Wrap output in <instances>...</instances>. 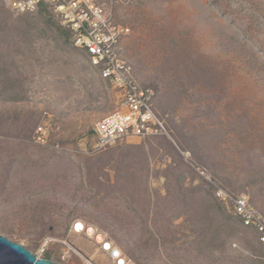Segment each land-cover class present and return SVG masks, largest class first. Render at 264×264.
Listing matches in <instances>:
<instances>
[{
  "label": "rangeland",
  "instance_id": "obj_1",
  "mask_svg": "<svg viewBox=\"0 0 264 264\" xmlns=\"http://www.w3.org/2000/svg\"><path fill=\"white\" fill-rule=\"evenodd\" d=\"M105 2L131 29L123 56L155 90L171 138L79 151L118 96L49 8L0 0V234L35 251L80 218L136 264H264L255 230L212 184L264 216V0ZM47 121L58 130L46 148L34 138Z\"/></svg>",
  "mask_w": 264,
  "mask_h": 264
},
{
  "label": "built area",
  "instance_id": "obj_2",
  "mask_svg": "<svg viewBox=\"0 0 264 264\" xmlns=\"http://www.w3.org/2000/svg\"><path fill=\"white\" fill-rule=\"evenodd\" d=\"M42 6L52 11L59 25L68 32L71 44L81 51L96 76L119 98L117 108L92 123L91 141L79 144V151L94 153L132 138L170 139L165 116L155 106V90L136 77L132 65L123 56L122 43L131 29L116 20L113 3L105 0H9V7L20 13L33 12ZM57 130L52 121L40 124L34 141L48 144V136ZM53 146L59 148L58 144ZM206 179L212 183L208 177ZM212 184L217 199L230 204L232 214L243 226L254 229L258 242L264 245V216L259 209L245 195H231L223 187ZM67 229L62 235L65 237L45 236L33 251L36 256L46 258V254L53 252L49 244L58 243L63 249L59 257L69 261L68 264H136L114 238L84 220H73ZM99 233L101 238H98ZM71 235L83 240L89 251L78 248Z\"/></svg>",
  "mask_w": 264,
  "mask_h": 264
},
{
  "label": "water",
  "instance_id": "obj_3",
  "mask_svg": "<svg viewBox=\"0 0 264 264\" xmlns=\"http://www.w3.org/2000/svg\"><path fill=\"white\" fill-rule=\"evenodd\" d=\"M0 264H60L48 258L36 256L23 243L0 234Z\"/></svg>",
  "mask_w": 264,
  "mask_h": 264
},
{
  "label": "crops",
  "instance_id": "obj_4",
  "mask_svg": "<svg viewBox=\"0 0 264 264\" xmlns=\"http://www.w3.org/2000/svg\"><path fill=\"white\" fill-rule=\"evenodd\" d=\"M132 139H136V138H132ZM153 139H155V138H153ZM148 140H151V139H148ZM127 141H129V139L128 140H126V141H122V142H120V143H123L124 142V144H127V143H125V142H127ZM35 145H38V146H41V147H49L48 145H43V144H39V143H34ZM117 144H119V143H117ZM116 145V144H115ZM114 146V145H113ZM108 148H110V147H108ZM108 148H106V149H108ZM105 150V149H104ZM0 182H1V184L3 183V181H2V179H0ZM3 191V190H2ZM75 219H77V218H73L72 220H75ZM71 220V221H72ZM108 233V232H107ZM110 235V234H109ZM120 245V244H119ZM121 246V245H120ZM122 247V246H121ZM123 249H124V247H122ZM125 250V249H124Z\"/></svg>",
  "mask_w": 264,
  "mask_h": 264
},
{
  "label": "trees",
  "instance_id": "obj_5",
  "mask_svg": "<svg viewBox=\"0 0 264 264\" xmlns=\"http://www.w3.org/2000/svg\"><path fill=\"white\" fill-rule=\"evenodd\" d=\"M45 6H42L41 8H44ZM62 32H64V33H66L67 35H68V32L64 29V30H62ZM68 37H69V35H68ZM233 215V214H232ZM234 216V215H233ZM234 217H236V216H234ZM236 219H238V221L240 222V219L238 218V217H236ZM241 223V222H240ZM242 225V224H241ZM243 226V225H242ZM245 227V226H244ZM248 228V227H247ZM46 258H48V259H51V256H46Z\"/></svg>",
  "mask_w": 264,
  "mask_h": 264
},
{
  "label": "bare ground",
  "instance_id": "obj_6",
  "mask_svg": "<svg viewBox=\"0 0 264 264\" xmlns=\"http://www.w3.org/2000/svg\"><path fill=\"white\" fill-rule=\"evenodd\" d=\"M93 226V225H92ZM95 227V226H94ZM91 230V229H90ZM102 237V235H101V233H99V235H98V238H101Z\"/></svg>",
  "mask_w": 264,
  "mask_h": 264
},
{
  "label": "clouds",
  "instance_id": "obj_7",
  "mask_svg": "<svg viewBox=\"0 0 264 264\" xmlns=\"http://www.w3.org/2000/svg\"><path fill=\"white\" fill-rule=\"evenodd\" d=\"M32 251V250H31ZM33 252V251H32ZM34 253V252H33ZM35 254V253H34ZM36 255V254H35ZM52 260V259H51Z\"/></svg>",
  "mask_w": 264,
  "mask_h": 264
},
{
  "label": "flooded vegetation",
  "instance_id": "obj_8",
  "mask_svg": "<svg viewBox=\"0 0 264 264\" xmlns=\"http://www.w3.org/2000/svg\"><path fill=\"white\" fill-rule=\"evenodd\" d=\"M57 262V261H56ZM59 263V262H58Z\"/></svg>",
  "mask_w": 264,
  "mask_h": 264
}]
</instances>
